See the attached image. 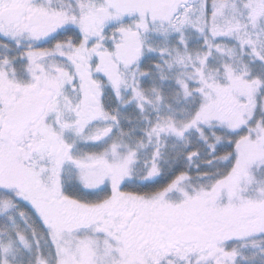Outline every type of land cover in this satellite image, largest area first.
<instances>
[{
    "label": "snow or ice",
    "instance_id": "6c2138e0",
    "mask_svg": "<svg viewBox=\"0 0 264 264\" xmlns=\"http://www.w3.org/2000/svg\"><path fill=\"white\" fill-rule=\"evenodd\" d=\"M0 264H264V0H0Z\"/></svg>",
    "mask_w": 264,
    "mask_h": 264
}]
</instances>
